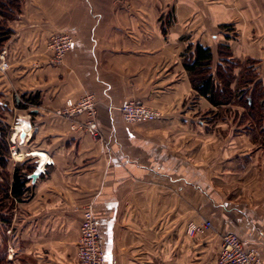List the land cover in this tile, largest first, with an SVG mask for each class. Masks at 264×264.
<instances>
[{
	"label": "crops",
	"instance_id": "obj_1",
	"mask_svg": "<svg viewBox=\"0 0 264 264\" xmlns=\"http://www.w3.org/2000/svg\"><path fill=\"white\" fill-rule=\"evenodd\" d=\"M14 14L1 17L10 33L0 47L9 149L0 181L11 186L15 165L29 178L19 199L0 203L1 257L75 264L89 208L104 264H215L227 233L264 263L261 145L235 117L242 107L227 104L217 117L183 67L188 47L200 45L215 73L226 48L231 60L253 62L264 86V0H19ZM64 32L73 45L53 65L48 41ZM85 94L99 139L54 113ZM134 99L162 117L125 122L119 108ZM205 112L214 118L202 120ZM203 219L213 230L190 235Z\"/></svg>",
	"mask_w": 264,
	"mask_h": 264
},
{
	"label": "trees",
	"instance_id": "obj_2",
	"mask_svg": "<svg viewBox=\"0 0 264 264\" xmlns=\"http://www.w3.org/2000/svg\"><path fill=\"white\" fill-rule=\"evenodd\" d=\"M19 0L0 1V47L10 29L2 18L13 19L18 11ZM2 17V18H1ZM226 48L220 50L221 63L216 72L212 71V52L210 48L196 45L189 46L183 61V67L188 73V80L197 94L206 98L209 103L220 108L216 115L219 118L229 114V110L223 106L227 104L238 105L243 111L239 114L235 111V117H239L240 125H244L255 143L264 145V86L258 79L253 62L246 61L240 64L234 59L228 58ZM241 68L236 74L235 70ZM5 130L0 129V168L5 170L8 164L9 149L5 142ZM11 186L7 185L6 178L0 181V203L9 197L19 199L26 188L29 178L26 168L15 165L13 168ZM2 176V175H1ZM0 264H12L0 256Z\"/></svg>",
	"mask_w": 264,
	"mask_h": 264
},
{
	"label": "built area",
	"instance_id": "obj_3",
	"mask_svg": "<svg viewBox=\"0 0 264 264\" xmlns=\"http://www.w3.org/2000/svg\"><path fill=\"white\" fill-rule=\"evenodd\" d=\"M51 57L49 63L61 65L64 55L73 45L72 38L68 32L53 35L49 39ZM7 61H0V71H5ZM95 99L85 94L76 103L66 101L62 108L54 113L61 119L70 121L72 130H81L91 138H100V130L97 124V111H95ZM123 120L130 124L159 120L162 115L158 110L147 107L137 100L124 102L120 108ZM85 115L83 122H76L78 117ZM214 226L209 220L203 219L202 223L194 224L188 229L190 235L205 233L213 230ZM79 243L77 248V259L75 264H104V253L102 252L98 225L93 212L84 208L80 222ZM219 253L215 264H264L258 249L245 247L238 235L232 233L223 234L221 238Z\"/></svg>",
	"mask_w": 264,
	"mask_h": 264
},
{
	"label": "rangeland",
	"instance_id": "obj_4",
	"mask_svg": "<svg viewBox=\"0 0 264 264\" xmlns=\"http://www.w3.org/2000/svg\"><path fill=\"white\" fill-rule=\"evenodd\" d=\"M229 117H231L230 119L232 120V116L228 115V118H229ZM201 118H202V120L206 121V120H208V119H213L214 117L212 116V113H206V112H205V113L202 115ZM232 121L234 122L235 120H232ZM210 128L217 130L216 128H214V125H213V126L211 125ZM255 145H261V143H256ZM259 149H261V150H262V153H264V145H261V146L259 147ZM260 156L263 158L264 154H261V153H260Z\"/></svg>",
	"mask_w": 264,
	"mask_h": 264
}]
</instances>
